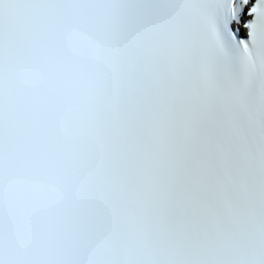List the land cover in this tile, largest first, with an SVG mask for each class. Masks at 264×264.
Instances as JSON below:
<instances>
[{"label":"snow or ice","instance_id":"obj_1","mask_svg":"<svg viewBox=\"0 0 264 264\" xmlns=\"http://www.w3.org/2000/svg\"><path fill=\"white\" fill-rule=\"evenodd\" d=\"M0 264H264V0H0Z\"/></svg>","mask_w":264,"mask_h":264}]
</instances>
